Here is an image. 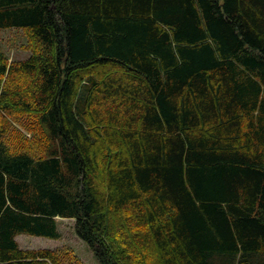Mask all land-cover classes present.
Here are the masks:
<instances>
[{"label":"trees","instance_id":"trees-1","mask_svg":"<svg viewBox=\"0 0 264 264\" xmlns=\"http://www.w3.org/2000/svg\"><path fill=\"white\" fill-rule=\"evenodd\" d=\"M10 28L0 264H66L15 240L56 218L98 264H264V0H0ZM27 115L43 155L6 144Z\"/></svg>","mask_w":264,"mask_h":264},{"label":"rangeland","instance_id":"rangeland-1","mask_svg":"<svg viewBox=\"0 0 264 264\" xmlns=\"http://www.w3.org/2000/svg\"><path fill=\"white\" fill-rule=\"evenodd\" d=\"M31 42L22 30L16 28L0 30V52L8 63L25 60L30 55ZM6 144L11 151L25 150L34 156L43 155L46 143L45 131L40 127L33 115L22 116L12 122L6 133ZM60 233L58 240L18 235L15 240L22 250H52L60 252L62 260L71 264L73 257L80 264H98L87 245L79 240L73 230L74 220L56 218ZM70 257L66 256L64 252Z\"/></svg>","mask_w":264,"mask_h":264}]
</instances>
